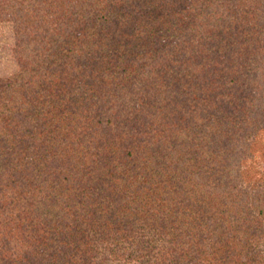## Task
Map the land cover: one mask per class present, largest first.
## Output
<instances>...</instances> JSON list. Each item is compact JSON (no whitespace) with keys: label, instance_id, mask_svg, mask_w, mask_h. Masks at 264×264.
<instances>
[{"label":"trees","instance_id":"trees-1","mask_svg":"<svg viewBox=\"0 0 264 264\" xmlns=\"http://www.w3.org/2000/svg\"><path fill=\"white\" fill-rule=\"evenodd\" d=\"M257 154L264 0H0V264H264Z\"/></svg>","mask_w":264,"mask_h":264},{"label":"rangeland","instance_id":"rangeland-1","mask_svg":"<svg viewBox=\"0 0 264 264\" xmlns=\"http://www.w3.org/2000/svg\"><path fill=\"white\" fill-rule=\"evenodd\" d=\"M259 156L260 155H253V157L255 158L254 160L257 162L256 166L260 171H264V159L259 160ZM69 162L71 164H74L76 162V159L73 158V156H69ZM102 199V196L100 197ZM107 264H140L139 262H124V261H108Z\"/></svg>","mask_w":264,"mask_h":264}]
</instances>
